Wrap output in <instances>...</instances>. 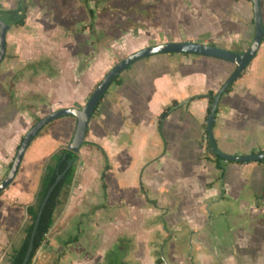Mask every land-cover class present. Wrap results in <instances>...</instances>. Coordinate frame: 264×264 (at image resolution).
Segmentation results:
<instances>
[{
  "label": "rangeland",
  "instance_id": "obj_1",
  "mask_svg": "<svg viewBox=\"0 0 264 264\" xmlns=\"http://www.w3.org/2000/svg\"><path fill=\"white\" fill-rule=\"evenodd\" d=\"M234 2L236 0H25L28 6L25 23L14 24L8 30L7 53L0 65V182L8 175L18 146L27 131L38 120L37 117H43L65 106L83 108L105 74L125 56L144 47L173 40L216 43L239 52L247 50L255 32L244 30L248 26L246 14L243 8ZM23 4V0H0V15L13 20L22 13ZM91 22L94 24V30L89 27ZM263 51L264 45L259 56ZM193 56L198 57L196 54L184 56V63L179 69L202 66V63L196 62L188 64L187 57ZM145 59L149 58L140 61H147ZM140 61L134 64L141 63ZM254 63H251V66ZM228 65L233 69L232 72L236 69V64ZM206 67L207 65H204L203 68ZM126 71L122 77L126 75ZM161 104L163 101L159 102L156 99V102L151 104L149 102V105L136 111L134 119L137 120L138 132L140 131L137 137L125 135L126 137L115 139L121 146L125 145L127 150H130L128 153L130 161L126 154H123L126 162L118 163L121 170L129 176L121 180L117 191L116 188L114 190V197L123 195L121 197L126 204L127 200L123 194L126 181L134 185L132 187L137 193L135 195L137 200L142 195L139 184L133 179L136 172L139 176L145 166L142 158H155L163 153L164 145L157 128L156 114ZM176 114L179 115V111ZM69 120L74 118L64 117L42 129L26 151L24 163L27 160V163L30 161V165H23L17 179L0 194L1 204L12 205L11 207L15 208V213L13 212L12 215V208L7 210L8 250L1 256L0 264L8 263L12 250L20 245L24 237V227L28 220L23 205L33 203L35 200L43 171L41 158L47 156L45 153L47 150H51L50 153L54 152L60 145V143L55 145L58 141L54 136L56 132L65 135L66 123ZM7 127L10 131L6 130ZM170 132V135L175 134L173 129H170ZM164 135L169 138L167 126ZM177 135L175 139L179 146L173 149L175 155L157 160L146 167L152 169V172L148 173L145 170L143 174L144 177L148 173L146 178L150 184H153L149 187L150 194L154 196L161 194V205H167L166 202L171 203L175 213L184 209L185 197L188 196L186 184L190 176L186 178L185 171L188 174H191V171L187 168L183 171V167L187 161L193 162L197 157V151L191 148V143L194 137L198 136V131L194 127H189L179 137ZM45 137L47 139L42 141L41 138ZM206 143L207 139H204V144ZM220 146L223 152L236 154L230 153L228 144L221 142ZM238 149L243 155L249 148L240 145ZM93 161L94 174L90 178L93 190L90 191L92 195H98L96 200L100 201L104 199L100 178L104 169V160L100 155L99 158L94 157ZM252 163L257 165L258 161L248 164ZM230 164L240 165V163ZM78 166L79 169L83 167L81 160ZM219 173L217 168L208 167L205 175L199 173V178L207 180L205 178H214ZM182 175H184L182 179H186V184L184 180H178ZM250 176L252 185L247 188L245 198L240 199L230 195L228 199L219 200L211 208L215 214H219L220 211L225 212L215 216L209 232L216 248L217 245L221 247L219 255L223 258H217L220 264H264V195L262 194L264 173L262 171V174H259V171H256ZM81 179L82 170L78 172L76 180L79 183ZM164 180L166 183L156 188L157 184ZM190 186L194 193L195 189L197 190L195 197L203 196L201 191L198 193L202 190L200 185H194L191 181ZM96 188H99L97 192L100 194L96 193ZM74 193L76 194L75 184L63 188L62 204L55 212L56 220L63 216L66 209H70L69 203ZM250 196L255 198L249 202ZM83 199L84 197L79 195L78 201L71 206L72 213L82 212L80 218L70 219L63 224L66 228L61 233L63 236L60 243L63 246H58V249H52L53 246L39 249L35 256L36 260L39 259L42 251L54 255L52 260L50 259L52 262L48 264H62L63 256L68 251L73 257L83 258L82 250L78 245L76 246V243L67 245L64 241L77 232V226L81 224L79 220L83 221L82 226L86 224L89 230L99 231L96 235L97 240L95 236L91 239L89 255L102 257L106 249L112 246L120 230L111 232L114 220L109 208L99 214L82 218L83 211L89 209L91 203H84ZM190 204L203 205L195 204L193 200L188 202V205ZM90 212L91 209L88 213ZM179 219L180 224L186 222L183 217ZM245 222L247 225L244 224ZM51 235L52 232H49L47 236L51 237ZM244 236L246 240H243ZM241 237L243 241L240 240ZM55 240H57L56 233L53 235V241ZM219 240L221 241L217 243ZM72 245L76 247L70 250L69 247ZM100 259V257L95 260L92 258L86 264H96Z\"/></svg>",
  "mask_w": 264,
  "mask_h": 264
},
{
  "label": "crops",
  "instance_id": "obj_2",
  "mask_svg": "<svg viewBox=\"0 0 264 264\" xmlns=\"http://www.w3.org/2000/svg\"><path fill=\"white\" fill-rule=\"evenodd\" d=\"M248 1L236 0L234 3L240 5L246 14L248 26L244 30H248V32L252 30L255 32L253 4L251 0ZM262 16L264 21V0H262ZM263 45L264 40L257 56L251 62L255 63L252 66L250 63L242 75L231 85V90L223 94L218 106V112L216 113L215 127L213 128L216 143L220 149H222V146H220L221 142L228 144L230 153H236L235 155H242L238 149L240 145H245L249 148L248 154L252 153L253 150L257 152L260 150L262 152L264 151V51L259 56ZM221 47L226 48L224 46ZM187 55L191 56V54L187 53L156 54L148 57L149 59H145L147 61H140L141 63L132 65V67L126 69L127 71L124 70L119 75L120 77L118 76L119 80L111 84L100 101L97 110H95L90 120L86 140L101 145L109 157L111 168L107 171L105 178L107 195L105 196L104 194L103 185V200L98 201L96 200L98 195L91 194L90 190H93V188L91 187L90 178L94 174L93 170L95 168L93 159L94 157L96 159L97 156L99 158L101 155L104 160V157L99 149L83 145L80 150V160L83 167L79 169L78 166V170H82V179L79 183L75 179L76 194L74 193L75 195L69 203L70 209H66L61 218H58V220L55 219V223L50 230L52 232L51 237H49L51 243L46 247L53 246L52 249H58L60 246H63L60 243V240H62L61 236H63L61 233L66 229L63 224L65 222L67 223L70 219L80 218L79 216L82 214V212L79 214L72 213L73 210L71 209L72 204L78 201L79 195L84 197L82 202H91L89 209L83 211L84 215L82 218L93 216L95 213L99 214V212H103L109 208V212L114 220L111 225L113 230L111 232L120 230V233L116 235L112 246L106 249L102 257L96 255L93 257V255H89L91 251L89 249L92 244L91 239L95 236L97 240L96 235L99 231L89 230L87 225L83 224L82 226L83 221L79 220L81 224L77 226V232L75 234L79 233L80 236L79 240L74 243L82 250L83 258L73 257L68 251L63 256L62 264H86L89 263L88 260L92 258L95 260L98 257L101 258L98 261L100 264H106L108 262V255L116 250L117 244L122 237H128L132 240V247L124 258L125 264H160L158 262L159 258H162L165 264H220L217 258H223L222 255H219L221 254V247L217 245L216 248V244L213 243L209 232L211 230L210 227L215 221V216H220L225 212L220 211L219 214H215L211 211V208L213 204L219 200L228 199L230 195L240 197V199L242 197L245 198L248 192L247 188L252 185L250 175L256 171H259V174H262V171L264 173V163L258 162L256 165L255 163L248 164L250 162L240 163L222 160L221 164L223 169L216 166V163L213 161L214 156L212 152L207 146V143L204 144V139H207V122L205 127L204 123L207 121L210 101L207 97L191 101L187 100L194 95L205 94L210 90L217 92L225 80L231 75L233 69L228 64L232 62L210 56L198 55V57H187L186 60L188 64L196 62L202 63V66H191L188 69H179V66L184 63V56ZM204 65H207V67L203 68ZM125 71L126 75L122 77ZM156 99L159 102L163 101V104L156 111L158 115L157 128L164 145L163 153L155 158H142L145 166L141 169L139 176L137 174L138 172L133 176V179L140 186V194L142 193V195L137 200L135 198L137 193L134 192L132 187L134 185L126 181V188L123 191L125 199L127 200L126 204L123 197H121L123 195L114 197V190L116 188L117 191L118 185L122 182L121 180L129 176V174L126 175L121 170L118 163L120 161L121 163H125L126 157L130 161V157L128 156L130 150L128 151L125 145L121 146L117 142L118 140L115 139L123 136L137 137L140 131L138 132L137 120L134 119L135 113L143 109L146 105H149V102L150 104L156 102ZM174 100L179 101L182 105L175 108L168 115L160 129V114ZM178 111L180 113L179 115L176 114ZM76 124L77 119L74 117V120L67 121L65 135L56 132L54 137L58 143L55 142V145L57 146L59 143L60 145L54 152L61 146L70 143L76 129ZM165 126L169 128V138L164 135ZM189 127H194L198 131V136H195L194 141L192 140L191 143V148H195L197 151V157L193 162L187 161L189 164L186 163L185 167H183V171L185 168L191 171V174L185 171V177L190 176L188 183L186 184V179H182L184 175L178 178L179 181L184 180V184H186V189L188 190V196L185 197V203L183 202L185 204L184 209L175 213L171 203L166 202L167 205H161V194L157 196L150 194L149 187L153 184H150L146 177H148V173L152 172V169H147L146 167L162 158L173 157L175 155L173 149L179 146L175 136L178 134L177 136L179 137ZM170 129H173L175 134L170 135ZM6 130L10 131L8 127ZM46 139L47 137L41 138L42 141ZM50 151L47 150L45 152L47 156L41 158L43 160V171L46 161L53 152L50 153ZM123 154H126V157ZM25 156L20 170L23 165H30V161L27 163L26 160L24 163ZM114 160L117 162L115 163ZM230 163H240V165H231ZM256 166L258 167L255 168ZM208 167L217 168L220 173L216 174L214 178H205L207 180L199 178V173L205 175ZM139 169L140 167L137 171ZM145 170L148 173L143 177ZM79 171H77V174ZM191 181L194 185L201 186L202 190H199L198 193L201 191L203 196L195 197L197 190L195 189V193L193 192L190 186ZM164 183H166V180L159 182L156 188L160 184V187L163 186ZM98 189L96 188L95 191L100 194L97 192ZM119 192L121 191L119 190ZM262 194L264 195V191ZM254 198L255 196H250L249 202ZM191 200L195 204L202 203L203 205H188V202H191ZM28 204L23 205L25 209V205ZM11 206L0 203V258L8 250L7 210ZM11 208L12 215L13 212L15 213V208ZM90 209L91 212L88 213ZM180 217L185 218L186 222L184 224L179 223ZM244 224L247 225L246 222ZM218 228L220 232V226ZM55 233L57 240L53 241V235ZM244 239L246 240V236H244ZM240 240L243 241L242 237ZM76 246L72 245L69 249L72 250ZM53 256L50 252L42 251L39 259L36 260V257L33 264L51 263Z\"/></svg>",
  "mask_w": 264,
  "mask_h": 264
},
{
  "label": "water",
  "instance_id": "obj_3",
  "mask_svg": "<svg viewBox=\"0 0 264 264\" xmlns=\"http://www.w3.org/2000/svg\"><path fill=\"white\" fill-rule=\"evenodd\" d=\"M254 10V21H255V34L251 45L247 50L236 52L223 48L218 45H210L207 43L194 42L190 40L186 41H168L159 44H153L144 47L136 52H133L124 58H122L113 68H111L103 77V79L98 83L97 87L91 94L90 98L87 100L83 108H78L74 106L61 107L54 110L47 115L39 118L32 127L24 135L18 149L14 160L12 162L11 168L8 175L0 182V194L3 193L15 180L21 164L23 162L25 153L37 136V134L49 123L66 116H73L77 119L76 129L74 135L69 143V148L74 151H80L83 143L86 139L88 126L90 120L93 117L95 110L97 109L100 101L106 94V91L115 81V79L126 69L131 67L134 63L140 61L141 59L150 57L156 54L162 53H187L196 54L202 56H210L214 58H219L223 60L230 61L236 64V69L232 74L225 80L222 86L217 91L214 100L211 104L208 120H207V135L214 148V150L219 154V156L227 161L233 162H253L264 160V151L258 153H250L243 155L228 154L223 152L217 145L213 125L216 119V113L218 106L223 94L229 89V87L242 75L246 68L250 65L253 59L257 56L260 46L264 40V21L262 16V0H251ZM13 25L12 20L7 17L0 15V65L6 57L7 53V33L8 30ZM71 164V162H70ZM65 171L60 173L55 182L49 188L46 193L38 214L36 216L33 229L31 232L29 245L23 259L22 264H28L31 259L32 252L34 249V242L36 234L40 225L43 210L46 203L52 194L53 190L56 188L60 180L62 179Z\"/></svg>",
  "mask_w": 264,
  "mask_h": 264
},
{
  "label": "trees",
  "instance_id": "obj_4",
  "mask_svg": "<svg viewBox=\"0 0 264 264\" xmlns=\"http://www.w3.org/2000/svg\"><path fill=\"white\" fill-rule=\"evenodd\" d=\"M23 3L24 4H23V8H22V13L13 19V21H12L13 24L23 25L25 23V18H26L25 13L27 11L28 6L25 3V0H23ZM93 16L94 15H93V12L91 10V17L93 18ZM253 22H254V20H253ZM89 27H90V29L94 30L93 22H91L89 24ZM208 44L217 45L216 43H208ZM119 77L115 81H118ZM231 87L232 86H230L226 92L230 91ZM216 94H217V92L210 90L205 94L194 95V96L190 97L187 101L207 97L210 101V105L208 107V113H207V120H208L211 104H212ZM180 105H182V103H180L177 100H174L170 106H168L166 109L163 110V112L160 114V119H159V128L160 129L162 128L163 122L168 117V115L175 108H177ZM217 112H218V110H217ZM67 117L74 118L73 116H67ZM60 119H62V118H60ZM60 119H57V120L49 123L48 125H50V124H52V123H54ZM48 125H46V126H48ZM214 127H215V123H214L213 128ZM87 132H88V130H87ZM206 138H207V146L209 147L210 151L212 152V154L214 156L213 161L216 163L217 167L223 169L221 162L224 159H222L219 156V154L214 150V148H213V146L209 140V137L207 135V130H206ZM83 145H88L89 147H95V148L99 149L101 151L103 157H104L105 165H104V169H103L102 174H101V179H102V185L104 188V194L106 196L107 195V193H106L107 185L105 182V178H106L107 171L111 168L109 157H108L106 151L104 150V148L99 144L87 141L85 139ZM259 152H262V150H260ZM252 153H258V152L253 150ZM79 160H80V151H74V150L70 149L69 144L61 146L59 149H57L54 153H52L50 155V157L48 158V160L45 163L44 171H43V174H42L41 180H40V186H39V189L35 195V200L33 203L25 205L28 221L24 227L23 240H22L20 246L15 248L13 250V252L11 253L8 264H22L23 259H24L25 254H26V251H27V248H28V245H29V240H30L32 229H33V225H34L36 216L38 214V211L40 209L41 203H42L46 193L48 192L49 188L55 182L57 176L60 173L65 171L62 179L60 180V182L58 183L56 188L53 190V192L50 195V197L46 203V206L43 210L40 225H39V228H38V231L36 234V238H35V242H34V249L32 252L31 259L29 260L28 264H33L34 258H35L37 252L39 251V249L41 247H46L50 244V239L46 234H48L50 232L51 228L53 227V225L55 223V212H56L57 208H59L60 205L62 204L61 193H62L63 188L65 186H71L75 182L77 171H78ZM70 162H71V164H70ZM258 162H264V160H260ZM11 165H12V163H11ZM11 165H10V168H11ZM79 236H80L79 233H77L75 235H71L66 239L65 243L70 244V243L77 242L79 240ZM131 247H132V240L130 238H128V237L120 238L119 243L117 244L116 250L111 252L108 255L109 256L108 262L106 264H125L124 258L126 257L127 252L131 249ZM158 262L161 264L164 261L162 258H159Z\"/></svg>",
  "mask_w": 264,
  "mask_h": 264
},
{
  "label": "built area",
  "instance_id": "obj_5",
  "mask_svg": "<svg viewBox=\"0 0 264 264\" xmlns=\"http://www.w3.org/2000/svg\"><path fill=\"white\" fill-rule=\"evenodd\" d=\"M49 234V233H48ZM48 234H46V235H48Z\"/></svg>",
  "mask_w": 264,
  "mask_h": 264
},
{
  "label": "flooded vegetation",
  "instance_id": "obj_6",
  "mask_svg": "<svg viewBox=\"0 0 264 264\" xmlns=\"http://www.w3.org/2000/svg\"><path fill=\"white\" fill-rule=\"evenodd\" d=\"M13 21V20H12Z\"/></svg>",
  "mask_w": 264,
  "mask_h": 264
}]
</instances>
